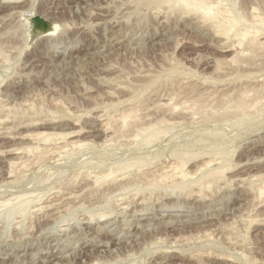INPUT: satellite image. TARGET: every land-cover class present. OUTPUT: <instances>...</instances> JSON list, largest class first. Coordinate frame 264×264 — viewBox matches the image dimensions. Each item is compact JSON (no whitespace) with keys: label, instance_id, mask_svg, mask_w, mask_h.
<instances>
[{"label":"rangeland","instance_id":"obj_1","mask_svg":"<svg viewBox=\"0 0 264 264\" xmlns=\"http://www.w3.org/2000/svg\"><path fill=\"white\" fill-rule=\"evenodd\" d=\"M2 2L0 206L33 203L0 209V264H264V0H216L245 41L155 0Z\"/></svg>","mask_w":264,"mask_h":264},{"label":"bare ground","instance_id":"obj_2","mask_svg":"<svg viewBox=\"0 0 264 264\" xmlns=\"http://www.w3.org/2000/svg\"><path fill=\"white\" fill-rule=\"evenodd\" d=\"M211 1H212V0H155L156 3H159V4H157V6H158V5H159V6H160V5H162V6L165 5V6H166V5H167L168 8H169V10H171V11H173V12H174V11L176 12V11H179V10H180V11L183 10V12L185 11V12H188V13H193L194 15L196 14V16L199 15V18L203 19L204 22H205V20H206V21L208 20V22L212 23V26L216 27L215 30L219 28V29H218L219 32H218V30L215 31V32H216V33L218 32V33H219L218 35L222 34L221 37H222L223 35H224V36H225V35H228V36H225V38H227V37L230 36L231 33H232L231 35H233V34H234V33H233L234 30H236V31H235V32H236V33H235V36H240V37H239L240 39H241V37H242V41L248 40L249 37H250V38L252 37V35H251V36L249 35V33L251 32L250 30H249V32H248V31H247V32H243V33L239 32V31H240V30H239V29H240V26L243 25V23L246 22V20H247V17H246V16H243V15L241 14L244 18L246 17V18H245L246 20H244V18H243L241 15H240L241 18H240V17H239V18H238V17H235L236 15H232V16H231V15H230V16H225V15H224V16H223V14L225 13V11H223V12H224V13H223V12H221L223 9H222L221 11L219 10V9L221 8L222 5H220V8H219V6H218L219 3L217 4L218 1L216 2V0H213V2L215 1L217 5L215 4V2H214V5H213ZM221 2H222V1H221ZM223 2H224V1H223ZM15 3H16V4L19 3V0H3V2H2L3 5H4V4H5V5H6V4H15ZM151 3H152V2H151ZM151 3H150V4H151ZM156 3H154V4H156ZM152 4H153V3H152ZM215 5H216V6H215ZM159 6H158V8H160ZM150 7H151V6H150ZM222 7H223V6H222ZM231 7H232V6H231ZM21 9H22V8H21ZM225 10H227V9H225ZM233 10H234V8H233ZM180 11H179V12H180ZM227 11H228V10H227ZM175 12H174V13H175ZM185 12H184V13H185ZM181 13H182V12H181ZM227 13H228V12H227ZM237 13H238V12H237ZM197 14H198V15H197ZM234 14H236L235 11H234ZM238 14H239V13H238ZM221 16H222L223 18H222ZM233 16H234V17H233ZM237 16H238V15H237ZM258 16H259V14H258ZM197 18H198V17H197ZM255 18L257 19V17H255ZM259 18H260V17H259ZM259 18H258L257 20H259ZM261 18H262V17H261ZM46 19H47V18H46ZM242 19H243V21H242ZM256 19H254V20L256 21ZM203 20H202V21H203ZM252 20H253V19L251 18V21H252ZM260 20H261V19H260ZM47 21H48V20H47ZM241 21H242L243 23H242ZM240 22H241L242 24L239 26ZM248 22H250V21L248 20ZM263 22H264V21H263ZM263 22L260 21L258 24H254V25L252 24V23H253V22H252L251 24L253 25V27H251V25H250V23H249V25H250L249 27H251V28H254V26H255V28L263 27V24H264ZM255 23H257V21H256ZM213 24H214V25H213ZM244 25L246 26V24H244ZM53 26H54V25H53ZM247 26H248V25H247ZM214 27H213V28H214ZM54 28H55V26H54ZM237 28H239V29H237ZM251 28H250V29H251ZM261 29H262V28H261ZM261 29H260V31H261ZM53 30H55V29H53ZM212 30H214V29H212ZM238 30H239V31H238ZM245 30H246V29H244V31H245ZM258 30H259V29H258ZM49 31H50V30H49ZM252 31H254V30H252ZM255 33H258V34H259V32H257V31H256ZM213 34H214V31H213ZM158 35H159V34H158ZM254 35H255V34H254ZM262 35H263V34H262ZM216 36H217V35H216ZM224 36H223V37H224ZM256 36H257V35H256ZM259 36H261V35H259ZM232 37H233V36H231V38H232ZM219 38H220V37H219ZM233 38H234V37H233ZM221 39H222V38H221ZM228 39H229V38H228ZM233 40H234V39H233ZM238 40H239V39H238ZM250 40H251L250 42L254 43L253 45L255 46V47H254L255 49H259V47L256 48L257 45H261V47L264 45V40H262V39L260 40V39L257 38V37H256V38H255V37H252V39H250ZM242 41H241V42H242ZM241 42H240V43H241ZM247 42H248V41H247ZM247 42H244V43H247ZM255 42L258 43V44L255 45ZM236 43H237V42H236ZM240 43H239V41H238V44H240ZM231 44H232V43H231ZM238 44H237V45H238ZM241 44H242V43H241ZM241 44H240V45H241ZM247 44H249V42H248ZM242 45H243V44H242ZM253 45L251 44L252 47H253ZM222 46H223V45H222ZM238 46H239V45H238ZM240 47H241V46H240ZM244 47H246V46H244ZM244 47H243V48H244ZM261 47H260V48H261ZM263 47H264V46H263ZM247 48H248V45H247ZM222 50H223V49H222ZM248 50H249V49H248ZM241 51H243V50H241ZM238 53H239V52H238ZM208 58H209V57H208ZM233 58H234V57H233ZM201 62H202V60H201ZM218 67H219V66H218ZM195 107H196V106H195ZM197 107H198V106H197ZM246 107H248V106H244V107H242V109H243V108L245 109ZM200 108H201V107H200ZM135 110H136V109H135ZM130 111H131V110H129V113H130ZM132 112H133V111H132ZM132 112H131V113H132ZM125 113H126V112H125ZM126 114H127V113H126ZM132 114H133V113H132ZM121 116H122V115H121ZM121 116H120V117H121ZM126 116H127V115H126ZM130 116H132L131 118H134V115H131V114H130L128 117H125V118H124V115H123L120 119L123 118L124 123L126 124V122L129 121L128 119H129ZM108 117H109V116H108ZM135 117L138 118L136 115H135ZM163 117H164V116H163ZM136 118H135V120H136V122H137V119H136ZM142 118H143V117H142ZM142 118H141V119H142ZM147 118H148V116H147ZM116 119H117V122L120 121L119 117L116 118ZM118 119H119V120H118ZM141 119H140V117H139L138 121L140 120L139 122H140V123H143V124H141V125H145L144 123H146V122H145L146 120H145V121L142 120V121H144V122H142ZM161 119H162V118H161ZM163 119H166V118L164 117ZM163 119H162V120H163ZM169 119H170V118H169ZM123 120H121V121H123ZM131 120H132V119H131ZM121 121H120V124H121ZM157 121H158V120H157ZM166 121H167V120H166ZM113 122H114V121H113ZM139 122H138V124H139ZM149 122H150V121H149ZM118 123H119V122H118ZM118 123H117V125H119ZM124 123H123V124H124ZM128 123H129L130 125H129V124H127V125L124 124L125 127H127V128H129L128 125L131 127V123L133 124V127H134L135 124H137V123H135V122L133 123V120H132V122L129 121ZM147 123H148V121H147ZM147 123H146V124H147ZM150 123H151V122H150ZM150 123H149V124H150ZM153 123H154V122H153ZM157 123H158V122H157ZM106 124H107V123H106ZM123 124H121V126H122ZM149 124H147V125L149 126ZM154 124H156V123H154ZM159 124H160V126H162V125L164 124V121H163V124H162V122L159 121ZM161 124H162V125H161ZM172 124H173V123H172ZM115 125H116V124H115ZM139 125H140V124H139ZM141 125H140V126H141ZM150 125H151V124H150ZM152 125H153V124H152ZM108 126H109V125H108ZM108 126H107V127H108ZM121 126L119 127V129H120V128H122V129L124 128V129H123V131H122V130H119V131H120V132H126L125 127H124V126L121 127ZM135 126H137V125H135ZM145 126H146V125H145ZM145 126H143V127H144L143 129H141L142 132L137 131V130H136V131H137L138 133L140 132L139 134H141V137L144 135V136H146L147 139H149L150 137H152L151 140H153L154 138L156 139V137L154 136L155 134L152 135V134L149 133V132L152 130V129H151L152 126H150V127H148V128H146L147 126H146V127H145ZM160 126H159V127H160ZM114 127H115V126H114ZM133 127H132V128H133ZM141 127H142V126H141ZM155 127H156V125L153 126V128H155ZM157 127H158V126H157ZM116 128L118 129V127H116ZM136 129H137V128H136ZM127 130H128V129H127ZM130 130H132V129H130ZM133 130H134V129H133ZM133 130H132V131H133ZM153 130L156 131V128L153 129ZM153 130H152V131H153ZM166 130H167V129H166ZM111 131H112V130H111ZM119 131H118V133H119ZM128 131H129V130H128ZM128 131H127V134L129 133ZM161 131H162V130H161ZM161 131L159 132V129H158V132H159V133H161ZM113 132H114V131H113ZM137 132H136V133H137ZM158 132H157V131L155 132V133H157V136H158V134H159ZM164 132H165V131H164ZM164 132H163V133H164ZM168 132H169V131H168ZM120 134H122V133H120ZM130 134H131V133H130ZM134 134H135V132H134ZM67 135H68V134H67ZM115 135H116V134H115ZM128 135H129V134H128ZM131 135H132V134H131ZM62 136H63V135H62ZM70 136H71V135H70ZM124 136H125V135H124ZM126 136H127V135H126ZM134 136L136 137L137 135H134ZM144 136H143L142 138H144ZM153 136H154V137H153ZM135 137H134V138H135ZM137 137H138V136H137ZM137 137H136V138H137ZM139 137H140V136H139ZM139 137H138V139H140ZM59 138H60V137H59ZM132 138H133V137H132ZM136 138H135V139H136ZM157 138H158V137H157ZM135 139H134V140H135ZM138 139H137V140H138ZM140 140L142 141V139H140ZM149 140H150V139H149ZM256 140H257V139H256ZM135 141H136V140H135ZM154 141H155V140H154ZM58 142H59V141H58ZM69 142H70V141H69ZM145 142L147 143V141H145ZM56 143H57V142H56ZM73 143H74V142H73ZM104 143H105V142H104ZM140 143H141V142H140ZM141 144H142V143H141ZM53 145H54V144H53ZM55 145H56V144H55ZM68 145H69V144H68ZM85 145H86V144H85ZM136 145H137V144H136ZM144 145L146 146V144H144ZM73 146H74V145H73ZM135 147H136V146H135ZM142 148H143V147H142ZM37 149H38V148H37ZM48 149H49V148H48ZM57 149H58V148H57ZM59 149H60V148H59ZM61 149H62V148H61ZM64 149H65V148H64ZM38 150H39V149H38ZM31 152H32V151H31ZM39 152H40V151H39ZM54 152H55V151H54ZM49 153H50V151H49ZM40 154H41V153H40ZM51 154H52V153H51ZM53 154H54V153H53ZM55 154H56V153H55ZM38 155H39V154H38ZM48 155H49V154H48ZM195 155H196V154H195ZM173 156H174V155H173ZM176 156H177V154H176ZM192 156H193V155H192ZM186 157H187V156H186ZM186 157H185V159H186ZM177 158H178V157H177ZM195 158H196V157H195ZM135 159H136V158H135ZM138 159H139V158H138ZM171 159H172V157H171ZM175 159H176V158H175ZM180 159H181V158H180ZM185 159H184V160H185ZM188 159H189V158H188ZM192 159H193V157H192ZM176 160H177V159H176ZM181 161H182V160H181ZM181 161H180V162H181ZM189 161H191V159H190ZM208 161H209V160H208ZM186 162L188 163V160H187ZM209 162H210V161H209ZM211 162H212V161H211ZM141 163L143 164V162H141ZM12 164H14V163H12ZM137 164L139 165L138 162H137ZM137 164H136V165H137ZM142 164H141V165H142ZM144 164H145V163H144ZM146 164H147V163H146ZM166 164H167V163H166ZM170 164H171V163H170ZM172 164H173V163H172ZM201 164H202V163H201ZM211 164H212V163H211ZM247 164H248V163H247ZM116 165H117V163H116ZM116 165H115V166H116ZM123 165H124V164H123ZM134 165H135V164H134ZM134 165H131V166L133 167ZM185 165H186L185 162H182V163H179V164H177V165L175 164V167H174V166H170V168H173V169H171V170H174V169L179 170V171H180V172H179V173H180V176L182 177V179H184L183 177H186V175L184 174V172L182 171V169L184 168ZM208 165H210V163H208ZM218 165H219V164H218ZM224 165H225V164H224ZM224 165H222V167H219L218 169H214V170H212V171L210 170L211 172H210L205 178H207V179L212 178V179H213L214 176H216V177L218 176V178H223L224 174L227 173V172H229V171H231V169H232V166H231L230 164H227V165H225V166H224ZM248 165H249V164H248ZM255 165H256V164H255ZM16 166H17V165H16ZM22 166H23V165H22ZM117 166H118V165H117ZM125 166L128 167L129 165H126V164H125ZM125 166H124V168H125ZM145 166H148V164L145 165ZM233 166H234V165H233ZM122 167H123V166H122ZM122 167H121V168L119 167V168H118V169H119L118 171H122ZM134 167H135V166H134ZM207 167H208V166H207ZM207 167H205V168H207ZM13 168H15V166H14ZM124 168H123V172H124V173H125V172H128V170H130V169H129L130 166H129L128 168H125V169H124ZM236 168H237V167H236ZM16 169H17V168H16ZM109 169H110V168H109ZM210 169H212V168H210ZM112 170H113V169H112ZM124 170H125V171H124ZM132 170H133V169H132ZM177 170H174V171H176V173H177ZM183 170H185V169H183ZM232 170H234V169H232ZM13 171H14V170H13ZM17 171H18V170H17ZM116 171H117V170H116ZM113 172H114V171H113ZM113 172L110 173L109 175L106 174V176H107L108 178H109V177L112 178V176H113L114 174H115V177H116V176L118 175V173H119V172H117V174H116V172H114V173H113ZM154 172H155V171H154ZM156 172H157V171H156ZM165 172H166V171H165ZM165 172H164V173H165ZM198 172H199V171H198ZM193 173H194V171H193ZM119 174H121V173H119ZM186 174H187V173H186ZM122 175H123V174H122ZM156 175H157V174H156ZM160 175H161V174H160ZM106 176H105V177H106ZM163 176H164V174H163ZM166 176H167V175H166ZM166 176H165V177H166ZM173 176H174V175H173ZM105 177H104V178H105ZM115 177L113 176V178H115ZM127 177H129V176H127ZM136 177H137V176H136ZM145 177H146V176H145ZM157 177H158V176H157ZM167 177H168V176H167ZM176 177H177V176H176ZM202 177H203V176H202ZM255 177H256V176H255ZM88 178H89V177H88ZM94 178H95V177H94ZM110 178H109V179H110ZM125 178H126V177H125ZM218 178H216V179H218ZM100 179H101V178H100ZM157 179H158V178H157ZM160 179H161V178H160ZM160 179H159V181H161V182H162V180H164L163 178H162V180H160ZM170 179H171V177H170ZM180 179H181V178H180ZM187 179H188V175H187L186 180H187ZM96 180H97V178H96ZM114 180H115V179H114ZM114 180H113V181H114ZM178 180H179V179H178ZM192 180H193V179H192ZM198 180H200V179H198ZM202 180H203V179H202ZM89 181H90V180H89ZM91 181H92V180H91ZM148 181H149V180H148ZM151 181H152V180H150L149 182H151ZM180 181H181V180H180ZM187 181H188V180H187ZM214 181H215V178H214ZM216 181H217V180H216ZM93 182H94V181H93ZM99 182H100V181H99ZM104 182H105V183L107 182V179H106V178L103 179V182L101 181L100 183H103V184H104ZM116 182H117V180H116ZM140 182H141V181H140ZM152 182H154V181H152ZM156 182H157V181H156ZM182 182H183V180H182ZM185 182H186V181H185ZM190 182H191V181H190ZM196 182H198V181H196ZM196 182H195V183H196ZM201 182H202V181H201ZM201 182H200V183H201ZM203 182H204V181H203ZM207 182H208V180H206L203 184L205 185ZM218 182H219V181H218ZM100 183H99V185H100ZM108 183H109V182H108ZM111 183H112V182H111ZM122 183H123V181H122ZM136 183H137V182H136ZM157 183H158V182H157ZM200 183H198V186L200 185ZM129 184H130V183H129ZM159 184H160V182L158 183V185H159ZM193 184H194V183H193ZM99 185H96V186H99ZM110 185H111V184H110ZM114 185H115V184H114ZM120 185H121V184H120ZM130 185H131V184H130ZM134 185H135V184H134ZM156 185H157V184H156ZM195 185H196V184H195ZM204 185H203V186L201 185V186L204 187ZM93 186H94V185H93ZM100 186H101V185H100ZM100 186H99V187H100ZM111 186H112V185H111ZM153 186H154V185H153ZM160 186H161L160 188H162V186H163V187H166V186H164V185H162V184H160ZM130 187H131V186H130ZM151 187H152V186H151ZM154 187H155V186H154ZM180 187H181V186H180ZM185 187H186V185H185ZM199 187H200V186H199ZM111 188H112V187H111ZM133 188H134V187H133ZM158 188H159V186H158ZM65 189H66V188H65ZM67 189H68V188H67ZM97 189H98V188H97ZM105 189H106V188H105ZM127 190H128V189H127ZM129 190H130V189H129ZM137 190H138V189H137ZM157 190H159V189H157ZM60 191H61V190H60ZM153 191H155V190H153ZM164 191H165V190H164ZM169 191H170V190H169ZM260 191H261V194L263 195V193H264V189L261 188ZM76 192H77V191H76ZM82 192H83V191H82ZM110 192H111V191H110ZM121 192H122V191H121ZM134 192H135V191H134ZM148 192H149V191H148ZM171 192H172V191H171ZM212 192H213V191H212ZM125 193H126V191H125ZM139 193H140V192H139ZM143 193H144V192H143ZM61 194H62V193H61ZM151 194H152V193H151ZM168 194H169V193H168ZM56 195H57V194H56ZM56 195H55V196H56ZM111 195H112V194H111ZM135 195H136V194H135ZM138 195H139V194H138ZM155 195H156V194H155ZM90 196H91V195H90ZM90 196H89V197H90ZM94 196H95V195H94ZM108 196H109V195H108ZM112 196H113V195H112ZM136 196H137V195H136ZM143 196H144V195H143ZM168 196H169V195H168ZM14 197H15V196H14ZM30 197H31V196H30ZM78 197H79V196H78ZM97 197H98V196H97ZM137 197H138V196H137ZM210 197H211V196H210ZM21 198H22V197H20V200L17 198L20 202L17 200V202H19V203H17V204L15 205V207L12 208V209H11V207H10V205H12V203H11L9 200L5 201L6 203H3L2 206H3L4 208L6 207L7 212L13 213V215H14V214H24V213H26V212L28 211V209H30V205H31L33 202H31V201H29V200H26V199H28V198H26V197H25V198L23 197L25 200H23V198H22V199H21ZM74 198H75V197H74ZM110 198H111V197H110ZM207 198H208V197H207ZM12 199H13V198H12ZM62 199H63V198H62ZM65 199H66V198H65ZM105 199H106V198H105ZM186 199H187V198H186ZM38 200H39V199H38ZM14 201H16V200H14ZM50 201H51V200H50ZM61 201H62V200H61ZM134 201H135V200H134ZM34 202H35V201H34ZM36 202H37V201H36ZM48 202H49V201H48ZM157 202H158V201H157ZM134 203H135V202H134ZM144 203H145V202H144ZM158 203H159V202H158ZM13 204H15V203H13ZM52 204H53V203H52ZM72 204H73V203H72ZM93 204H94V203H93ZM107 204H108V203H107ZM181 204H182V203H181ZM0 205H1V204H0ZM48 205H49V204H48ZM2 206H0V207H1L0 209H2ZM13 206H14V205H13ZM50 206H51V205H50ZM59 206H60V205H59ZM110 206H111V205H110ZM46 207H47V206H46ZM83 207H84V206H83ZM106 207H107V206H106ZM39 208H40V207H39ZM63 208H64V207H63ZM65 208H66V207H65ZM33 209H34V208H33ZM36 209H37V208H36ZM48 209H49V208H48ZM73 209H74V208H73ZM90 209H91V208H90ZM178 210H179V209H178ZM178 210H177V211H178ZM61 211H62V210H61ZM75 211H76V210H75ZM77 211H78V210H77ZM105 211H106V210H105ZM160 211H161V210H160ZM28 212H29V211H28ZM32 212H33V211H32ZM71 212H72V211H71ZM228 212H229V211H228ZM86 213H87V212H86ZM103 213H105V212H103ZM34 214H35V213H34ZM0 215H1V214H0ZM36 215H37V213H36ZM74 215H75V214H74ZM81 215H82V214H81ZM93 215H94V214H93ZM99 215H100V213H99ZM101 215H102V214H101ZM110 215H111V214H110ZM1 216H3V215H1ZM8 216H9V214H8ZM8 216H7V217H8ZM17 216H18V215H17ZM32 216H33V215H32ZM58 216H59V215H58ZM107 216H108V214L105 215V216L102 215V216H100V218L103 219L104 217H107ZM113 216H114V215H113ZM161 216H162V215H161ZM5 217H6V216H5ZM53 217H54V216H53ZM61 217H62V216H61ZM68 217H69V216H68ZM68 217H67V218H68ZM109 217H110V216H109ZM159 217H160V216H159ZM8 218H10V217H8ZM15 218H16V217H15ZM23 218H24V217H23ZM70 218H71V217H70ZM89 218H92V217H89ZM12 219H13V218H12ZM68 219H69V218H68ZM94 219H95V218H94ZM94 219H93V220H94ZM107 219H108V218H107ZM157 219H158V218H157ZM192 219H193V218H192ZM50 220H51V219H50ZM59 220H60V219H59ZM93 220H92V221H93ZM115 220H116V219H115ZM73 221H74V220H73ZM66 222H67V221H66ZM74 222H75V221H74ZM58 223H59V222H58ZM186 223H187V222H186ZM69 224H70V223H69ZM75 224H76V222H75ZM80 224H81V223H80ZM5 225H6V224H5ZM61 225H62V224H61ZM63 225H64V224H63ZM7 226H8V225H7ZM58 226H59V225H58ZM58 228H59V227H58ZM64 230H66V229H64ZM60 231H61V230H60ZM187 232H188V231H187ZM110 235H111V234H110ZM121 235H122V234H121ZM112 236H113V235H112ZM74 239H75V238H74ZM175 240H176V239H175ZM120 243H121V242H120ZM91 251H92V250H91ZM179 251H180V250H179ZM126 252H127V251H126ZM43 254H44V253H43ZM133 254H134V253H133ZM160 255H161V254H160ZM206 255H207V254H206ZM105 259H106V258H105ZM64 261H65V260H64ZM182 261H183V260H182Z\"/></svg>","mask_w":264,"mask_h":264},{"label":"water","instance_id":"obj_3","mask_svg":"<svg viewBox=\"0 0 264 264\" xmlns=\"http://www.w3.org/2000/svg\"><path fill=\"white\" fill-rule=\"evenodd\" d=\"M32 24V35L35 38H38L46 33L49 32V30L53 27L51 23L46 21L40 16H36L31 19Z\"/></svg>","mask_w":264,"mask_h":264}]
</instances>
